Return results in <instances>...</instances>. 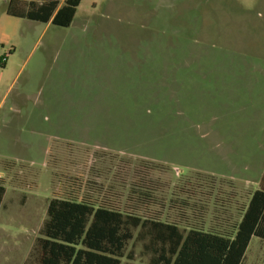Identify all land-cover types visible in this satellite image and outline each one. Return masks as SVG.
Segmentation results:
<instances>
[{"label":"rangeland","instance_id":"rangeland-1","mask_svg":"<svg viewBox=\"0 0 264 264\" xmlns=\"http://www.w3.org/2000/svg\"><path fill=\"white\" fill-rule=\"evenodd\" d=\"M8 1L0 264L35 263L49 200L70 190L223 229L264 189V0H81L68 27Z\"/></svg>","mask_w":264,"mask_h":264},{"label":"trees","instance_id":"trees-1","mask_svg":"<svg viewBox=\"0 0 264 264\" xmlns=\"http://www.w3.org/2000/svg\"><path fill=\"white\" fill-rule=\"evenodd\" d=\"M81 0H9L7 13L68 27ZM4 66V61L0 62ZM6 193L0 178V204ZM264 238V189H256L229 228L181 225L70 190L52 197L34 264H130L139 243L147 264H243L251 239ZM125 259H127L125 261Z\"/></svg>","mask_w":264,"mask_h":264},{"label":"crops","instance_id":"crops-1","mask_svg":"<svg viewBox=\"0 0 264 264\" xmlns=\"http://www.w3.org/2000/svg\"><path fill=\"white\" fill-rule=\"evenodd\" d=\"M5 62H6V57L4 59V64ZM248 201L246 204H244V206L237 207V210H236L237 213L235 214V216H233V218H229V227L231 223H233L235 220L240 218V210L247 206ZM253 243H254V249H251L250 247ZM243 264H264V238L254 236L251 239V242L245 254V259H244Z\"/></svg>","mask_w":264,"mask_h":264}]
</instances>
